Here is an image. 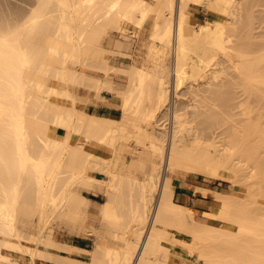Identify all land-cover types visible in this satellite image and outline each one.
I'll list each match as a JSON object with an SVG mask.
<instances>
[{
    "label": "bare ground",
    "instance_id": "obj_1",
    "mask_svg": "<svg viewBox=\"0 0 264 264\" xmlns=\"http://www.w3.org/2000/svg\"><path fill=\"white\" fill-rule=\"evenodd\" d=\"M246 2L34 0L26 8L0 9V264L16 263L2 248L58 264H131L158 197L137 264H171V257L187 263L188 256L202 264H264L263 205L245 206L238 191L242 177L233 163L235 154L250 161L252 154V167H258L252 178L262 175L252 189L258 182L262 192L264 151L257 148L264 149V119L259 127L249 117H238L248 114L252 98L264 101V53L258 61L244 49L256 36L251 44L264 48V31L253 35L252 8L258 2L248 8L245 24ZM194 5L203 8L202 14ZM127 21L144 35L141 54L135 53V30L129 31ZM111 29L123 37L116 47L130 56L116 67L127 75L118 87L84 69L101 65L94 60L103 50L96 43ZM82 80L92 84L95 98L108 89L122 117L89 112L95 98L74 91ZM162 113L170 125L161 130L155 119ZM187 115L206 125L204 133ZM94 147L111 154L88 149ZM183 171L231 181L232 192L198 187L203 197L213 195L214 203L196 218L195 208L174 200L171 175ZM94 187L105 192V202L91 204L83 194ZM96 209L103 226L116 230L97 233L94 250L58 241L48 231L58 220L80 224ZM118 240L121 247L108 243ZM56 250L87 253L90 260Z\"/></svg>",
    "mask_w": 264,
    "mask_h": 264
},
{
    "label": "rangeland",
    "instance_id": "obj_2",
    "mask_svg": "<svg viewBox=\"0 0 264 264\" xmlns=\"http://www.w3.org/2000/svg\"><path fill=\"white\" fill-rule=\"evenodd\" d=\"M148 1H150V0H148ZM246 1H247L246 2V5L247 6H246L245 10H243L245 24H248V20L250 19V16H251L250 11H248V8H250V6L253 5V4H251L252 2H258V4L256 3L257 5H255L252 9H253V12H254L253 13L254 14L253 20H254V24H255L254 26L256 28V29H253V32H254L253 35H256L257 33H258L257 35H259V34L262 33V31H264V2H261L259 0H246ZM0 2H1L0 5L3 6V7L0 6V9L6 10L5 8L7 6L10 8L12 5H13V8H15L17 6L16 9L18 8L19 5H20V7H22V6H24V7L26 6L27 7L28 6L27 4H29L31 2L33 3L34 0L33 1L32 0H28V1L27 0H0ZM194 7L197 8V10H195L196 12L202 14V11H203V8L202 7L197 6V5H194ZM152 19H153V15L150 17V20H152ZM125 25L129 29V31H133L134 32V30H135V32H134L135 34L133 33L134 34L133 35L134 36L133 39H134L135 49H136L135 53L136 54H138V53L141 54V50L140 49L143 48L142 47V44H143L142 39H143V36L144 35L138 31V29L136 28V23H134V22H128L127 21V22H125ZM255 32H256V34H255ZM121 36H122L121 33L117 32L116 30L111 29L110 31L107 32V34L104 32L103 35L101 36V38L99 37V39H100L99 41L100 42L96 43V47H99V48H97V50L98 49H103L105 53L103 54V52H102L103 50H101L100 52H98L100 58H102L101 56L103 54L102 62L100 61V58L99 57H96L94 60L95 61H96V59L99 60L97 62L98 63L100 62L101 65H106V66L107 65L108 66L110 65L109 67H112V68L114 67L115 70H114V68H113V70H112V68L109 69L108 66H107V68L109 70L103 68L105 71H107V73H108L107 74L102 68L99 67L101 65H99L98 67L97 66L95 67L96 62L93 61V60H91L92 63L95 62V64L93 63L94 66L92 64L91 67H89L90 66L89 65L88 67H85L84 68V69H86L85 72H86L87 75L92 76L94 78L106 79L108 81H111L113 83V85H115L113 87H118L120 85L122 86L123 84L126 83V78H127L126 77L127 76L126 73H121V70L120 69H119L120 71L117 72L118 69L116 68V67L119 68V66L121 67V65H126L127 64V61H129V59H130V56L129 55H128L129 57L127 56V54L129 53L127 50H125L124 48L123 49H120V48H117L116 47V41L117 40H120V39H123V37H121ZM255 38H260V37H257L256 36L252 40H246V44L244 45V49L250 51L253 54V56L259 61L261 59V57L263 56L264 48L261 45L251 44L252 41L255 40ZM257 40H255V41L257 42ZM101 43H102V45H101ZM107 50H109V51H107ZM122 53H125V54H122ZM140 57H141V55H140ZM141 62H142V60H141ZM102 63H104V64H102ZM90 84L91 83H89V82L86 83V81H84V80L80 81L78 84L75 83V85H74V91L77 94L85 95L86 97L89 96L91 98H95V96L93 95L95 93V89L93 87H91L92 84L91 85ZM101 93H102V95L105 94V95L111 97V99L109 100L110 101L109 102L110 103V106L113 107V109L111 110V112H109L110 115H111V117L114 118V119H120L122 117V111H121L120 107L117 104H114L112 102V99H113V96L114 95L111 94V92L108 91V89H106V88H104L101 91ZM189 98H190V96H189ZM103 99H105L104 96L103 97H100V98H95V100H94L95 102L93 101L92 103H96L97 101H100V100H103ZM251 100L252 101H251V104H250V108H249L248 114H243L242 113V115H240L238 117H240V118H248L249 117L255 123H257V125L259 127H262L263 126L262 121L264 119V101L261 98H259V97L258 98H252ZM173 101H174V99L172 97V102ZM88 111H89V107H88ZM89 112L95 113L92 109H90ZM242 112H244V110ZM223 115H227L229 117V113H224ZM227 116H224V118H227ZM187 117L189 118V120H193L194 124H195V121H196V126H198L199 132L204 133V131L206 129L205 128L206 125L204 123L199 122V119H194L190 115H187ZM252 120H251V122H252ZM155 121H156L155 122V126L158 127V129H161V130L163 128L165 129V128L169 127V125H170V117L165 116L163 113L162 114H159L156 117ZM193 122H191V123H193ZM139 123L145 124V122L143 123L142 120ZM232 123H233V121H232ZM232 123H229V127H230V125ZM226 125H227V123H226ZM226 127H228V125ZM63 132H64V130H62V129L59 131L60 134H62ZM260 148L261 147H258L257 149L259 151H262V150L264 151L263 147L261 149ZM88 149L89 150H93L94 152H96L98 154H101L103 156H106V157H109L110 154H111L107 149H104L102 147H94V148H88ZM255 151H257V150H255ZM237 153H238V151H237ZM255 153H256V155H258V152H255ZM127 154H128V156L131 155L130 152H128ZM245 154L247 156L249 153H245ZM248 156H251L252 158H254V156H252V154H249ZM252 158H251L252 161H250L248 159V157L245 158L244 155L242 157L241 156L238 157V154H235V158H233L234 159L233 160L234 162L233 161L232 162L236 165L235 167L237 169L235 167L234 168L239 171L238 174L240 175V177H242V179H244L245 182L248 183L247 185H249V186H247V185L245 186V184L244 185H241V182H244V180H242L240 178L241 180L239 179L240 183L238 185H240L241 190H238V191L241 194V196H244L245 206L247 208H249V209L251 208L250 210H253V206L252 207H250V206L254 204V207L255 206H257L259 208H262L263 207L262 209H264V182H263V180H261L262 181V187L261 188L263 190L260 188L262 192H260L259 188L257 187L258 185H260L258 182H257V186L255 187V189H252L255 186V181H254L255 178L257 179V177H258V179H259L260 176H262L261 174H257V176L255 178H252V177L255 176V174H253L254 171L255 172L257 171V169H255L257 167V165H256V167L254 166L255 168L252 167V164H251L253 162V159ZM256 164H257V162H256ZM253 165H255L254 162H253ZM258 166H259V164H258ZM252 168L255 169V170H252ZM242 172H243L244 175L242 174ZM234 173L236 174L235 171H234ZM252 175H254V176H252ZM98 177L103 178L104 176L103 175H98ZM171 177L176 182V186H179V185L180 186H188V185L193 186L194 189L196 190V192H195L196 197L197 198H201L202 200H204L205 206H197V207H194L192 205L190 206L193 209L195 208L194 211H195L196 218L204 217L205 216L204 212L209 211L211 209V205L214 203V197H213V195H209L208 197L203 198L202 195L200 193H198V191H197L198 190V187L202 186V187H204L206 189L208 188L207 190L210 189V190H214L216 192L228 194V193H231L232 192V188L234 186L231 181H226L224 179H217V180L214 179L213 180V179H210L208 177V175H200V176L199 175H196L195 176V174L190 173V172H185V171H183L182 174L171 175ZM261 179H262V177H261ZM251 181H253V182H251ZM253 183H254V186H253ZM196 184L198 185L197 187H196ZM82 192H83L84 195H86L87 197H89L92 200L93 203H91V204H95L94 202H96V203H98V202H105L107 200V196H106L105 192L103 190H101L100 188H98V187H94V188H92L90 190L89 189H83ZM158 199H159V197L156 199V202L153 204L152 210H151V212L149 214V217L150 218L148 219L147 227H146V229H145V231L143 233L144 235H142L143 236L142 237L143 239L141 238V240H140L141 242L138 245L139 247H137L138 249L135 252V256H133V261L131 262V264H137V262H138V260L140 258V255H141V253H142V251L144 249V248L142 249V247L144 246V242L147 239V235H148L149 229L151 228V224H150L151 222L150 221L154 217V214H155L154 212L156 210V203H157V200ZM174 200H176V201L179 202V198L177 196L174 197ZM246 203L247 204L248 203L250 204V205H248L249 207L247 206ZM126 206L127 205H125V207ZM125 207H123L125 210L123 209L122 211L123 212L125 211L128 214V210H126L127 207L126 208ZM120 210H121V208H120ZM250 210H248L247 214L250 213L249 212ZM98 211H99L98 209H96V211H94V212H97L96 214H94V212L93 213L90 212V215H88L87 218L83 219L84 222L81 219H79L80 222H81L80 224L78 222L79 220H77L78 223H75L72 220V222L75 223V224H73L71 222L72 225H71V223H70L69 220H66V222L64 220H62L63 223H61L62 222L61 221L60 222L61 224H59V221L60 220H58L57 222H54L52 224V226H50V228L48 229V231L49 232L51 231V234L53 233V235H52L53 238L56 239V240H58V241L65 242V243H69V244H71L70 242H75V243H77L79 245L84 246V248L86 247L87 249L94 250L96 248L97 240L100 239L98 237L97 233L100 235V233H101L102 230H107V231H108V229H111V230L114 229V230H116V228H114V227L112 228V227H110V225H108V228H106V227L103 226L102 219H101L102 216L100 215V212H98ZM122 211H121V213H122ZM125 212L122 213V214H124V215H122L123 217L127 215V214H125ZM255 213H253V214H255ZM250 214H251V217H254V216H252V213H250ZM261 217H263V216L261 215ZM219 222H220V226L221 227H227V225H228L225 221H220L219 220ZM91 226H93L96 230L93 227H91ZM159 226H162V225L159 224ZM147 228H148V230H147ZM52 230H53V232H52ZM92 230H94V231H92ZM170 231L172 233L180 234L183 238H186V239L191 238L188 234H186L184 232L183 233L182 232H178L176 229H170ZM245 241L246 240H244L243 242L241 241V244H244L245 247L248 246L247 245V241H249L248 244L251 243V244L254 245L256 243V242L252 243L253 241L251 242V239H248L246 242ZM259 242H258L257 245L260 244ZM22 243L24 245L34 246L33 244H31V243H29L27 241H23ZM108 243L111 244V245H113V246H115V247H121L123 245V242L120 241V240L115 241V242L108 241ZM261 243L264 245V242L263 241ZM244 245H242V246H244ZM252 246H250V247H252ZM254 247H255V245H254ZM2 252L3 253H6V254L9 253V255H10L11 259H12V262L13 261H16L15 264H31V262H33L34 264H53L51 262H48V260H46L44 258H41V257H38V258L36 257L35 259H33L32 256H31V254H29L28 252H25L24 253V252H19V251H9L6 248H2ZM56 252L60 253L61 251L56 250ZM67 252H69V251H67ZM70 252H73V250L70 251ZM76 252L79 253V255L82 258V260H85V261H89L90 260L89 259L90 256L87 253H83V252H80V251H76ZM187 258H188L187 263L181 262L180 260H175V257H171V259H169V262L171 264H179V263H181V264H202V262L199 259L195 258V257L188 256Z\"/></svg>",
    "mask_w": 264,
    "mask_h": 264
},
{
    "label": "crops",
    "instance_id": "obj_3",
    "mask_svg": "<svg viewBox=\"0 0 264 264\" xmlns=\"http://www.w3.org/2000/svg\"><path fill=\"white\" fill-rule=\"evenodd\" d=\"M104 98L103 100L97 101L96 103H91L89 105V111L90 109H92L96 114L99 115H110L109 112H111V110L113 109L112 106H110V99L111 97L103 94ZM61 130V129H60ZM59 130V131H60ZM58 131V132H59ZM60 134V133H59ZM195 189L193 186H176L175 187V197L177 196L179 198V202L188 205V206H205L204 200H202L201 198H197L196 194H195ZM195 194V195H194ZM203 197V196H202ZM206 198V197H203ZM72 244V246H80V247H84L82 245H79L75 242H70ZM59 254H61L62 256H68L74 259H82L79 255V253H77L76 251L73 252H60ZM53 264H58V263H53ZM61 264V263H59Z\"/></svg>",
    "mask_w": 264,
    "mask_h": 264
}]
</instances>
